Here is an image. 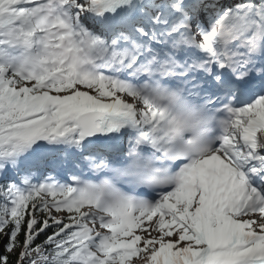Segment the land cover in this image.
Returning a JSON list of instances; mask_svg holds the SVG:
<instances>
[{
	"label": "snow or ice",
	"instance_id": "snow-or-ice-1",
	"mask_svg": "<svg viewBox=\"0 0 264 264\" xmlns=\"http://www.w3.org/2000/svg\"><path fill=\"white\" fill-rule=\"evenodd\" d=\"M0 264H264V0H0Z\"/></svg>",
	"mask_w": 264,
	"mask_h": 264
}]
</instances>
